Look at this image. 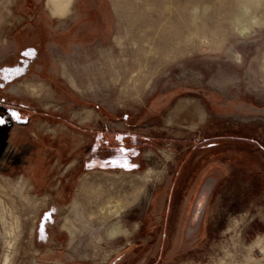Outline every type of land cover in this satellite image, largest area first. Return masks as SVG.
<instances>
[{"label":"rangeland","instance_id":"obj_1","mask_svg":"<svg viewBox=\"0 0 264 264\" xmlns=\"http://www.w3.org/2000/svg\"><path fill=\"white\" fill-rule=\"evenodd\" d=\"M247 3L74 0L66 19L47 18L51 32L75 38L51 42L47 65L75 100L35 75L22 84L40 96L16 84L5 98L42 108L9 137L25 132L55 156L38 184L22 164L0 162V264L5 255L8 264H247L246 249L264 238V0ZM23 4L0 0V65L14 52ZM197 108L207 117L193 130ZM81 111L84 123L73 119ZM150 166L164 172L159 182L143 180ZM52 205L56 225L41 245ZM115 222L127 235L108 236Z\"/></svg>","mask_w":264,"mask_h":264},{"label":"flooded vegetation","instance_id":"obj_2","mask_svg":"<svg viewBox=\"0 0 264 264\" xmlns=\"http://www.w3.org/2000/svg\"><path fill=\"white\" fill-rule=\"evenodd\" d=\"M51 0H24L22 12L25 15V20L17 28L14 36V52L7 62L0 65V117H3L5 123L0 124V162H10L22 164L26 170L31 174L32 180L35 184L41 182V177L45 176L46 164L53 160L55 154L46 152H37L34 139L25 132L13 138L9 137V132L12 129L25 130L31 125L35 119L36 111L42 112L36 106L35 101H7L8 94H15L17 88L12 87L16 84H22L23 81L31 79L36 76L54 89V94L64 95L71 100H75L74 96L69 94L54 77L47 74V65L50 61L49 44L62 43L63 46L75 40L72 33L68 32H51V27L47 23V18L52 17L53 14L60 20L67 18L70 13V7L64 6L62 10L57 11V7ZM49 9H48V8ZM53 13V14H52ZM26 52L33 54L25 55ZM16 69L20 70V74H16ZM7 77V79H5ZM9 88H11L9 90ZM52 108V107H49ZM53 109V108H52ZM15 111L21 120L13 119L9 113ZM46 111V110H45ZM56 112V111H55ZM127 120V119H126ZM20 132V131H19ZM53 132V131H51ZM98 137L94 139L98 142ZM105 144H111L110 138H103ZM113 147V145H112ZM59 150H64L62 146ZM56 149V150H58ZM87 163H98L93 158H89ZM46 213L51 214V218L45 217ZM58 208L55 205L50 206L42 215L37 228L36 241L38 244H47L50 239L49 230L55 228L56 215ZM41 229H43L46 239H41Z\"/></svg>","mask_w":264,"mask_h":264},{"label":"bare ground","instance_id":"obj_3","mask_svg":"<svg viewBox=\"0 0 264 264\" xmlns=\"http://www.w3.org/2000/svg\"><path fill=\"white\" fill-rule=\"evenodd\" d=\"M246 3L247 2H249V3H247V6H248V4L250 5H252V3H254V2H256L257 3V0H244ZM54 3V5L57 7V11L59 12L60 10H62L63 9V7L64 6H68L69 7V5H70V3L72 2V0H51L50 1V4L51 3ZM240 3V2H239ZM248 7H250V6H248ZM237 8V7H236ZM235 13H237V11H235ZM245 13H247V9H246V7L244 6V8H243V10L242 11H240V13L239 14H237L235 17H234V21L233 22H235L237 25H240L241 24V22H242V20H243V16H244V14ZM234 16V15H233ZM232 17V16H231ZM246 21V20H245ZM188 22V21H187ZM190 23V22H189ZM231 23V22H230ZM241 30H246L245 28H240ZM240 34V33H239ZM25 87V86H24ZM37 87V86H36ZM26 88V87H25ZM29 88V87H28ZM30 92H31V94L32 95H34V96H36L35 94H38V93H36L37 92V89H34V90H30ZM52 107V108H54L55 106L54 105H51V104H49V105H47V107ZM181 105H180V103L178 104V105H176L175 106V108H174V110H173V114H172V116L171 117H174V116H176V114L178 113V112H180V110H181ZM194 114L196 115V116H198V121L197 122H195V123H191L192 124V126H191V129H193V130H195V129H197L198 128V126L202 123V122H204V120H205V118L207 117V115H206V113L201 109V108H197V109H195V112H194ZM89 118H90V115L89 114H87V115H84V113H83V111H81V112H77V113H74V115H73V119H77L78 120V122H80V123H84V122H86V121H88L89 120ZM174 119V118H173ZM172 121V118L171 119H169V122H171ZM170 124V123H169ZM190 129V130H191ZM192 131V130H191ZM149 153H151V152H149ZM161 156L165 159V160H169V158H170V155L167 153V152H162L161 153ZM166 162V161H165ZM164 172L163 171H160V170H158V169H156V167L155 166H150L143 174H142V176H143V180L145 181V182H148V183H153V182H159V178H161L162 177V174H163ZM142 178V177H141ZM128 179V178H127ZM118 180V179H117ZM133 180V179H132ZM94 181V180H93ZM137 181V180H136ZM134 182V181H133ZM99 185V184H98ZM151 185V184H150ZM117 186V185H116ZM132 186V185H131ZM83 187V186H82ZM99 187V186H98ZM137 187V186H136ZM80 189H81V187H80ZM88 190V189H87ZM137 190V189H136ZM84 191V190H83ZM86 191V190H85ZM84 191V192H85ZM98 191V190H97ZM95 192H96V189H95ZM99 193V192H98ZM97 193V194H98ZM204 194H202L200 197H199V199H198V201H197V209H196V211H195V214H194V216H193V220H195L196 219V217L198 216V212H199V210L202 208V205H203V201H204ZM93 197V196H92ZM97 198L99 197V196H96ZM96 197H93V198H96ZM90 198V197H89ZM145 198H148L147 197V194L145 195ZM99 199V198H98ZM134 200H135V198H133ZM132 199V200H133ZM100 202V201H99ZM102 202V201H101ZM132 202V201H131ZM93 203V202H92ZM96 203V202H95ZM106 203V202H105ZM108 204H110L109 202H108ZM96 205V204H95ZM105 205V204H104ZM107 205V204H106ZM126 205V204H125ZM124 205V206H125ZM103 210V209H102ZM116 213H117V211H116ZM112 225V224H111ZM107 234H108V236L109 237H114L115 235H117V234H124V235H127L126 234V230H122V229H120V227H119V223L118 222H115V224H113L112 226H110L109 228H108V231H107ZM10 242V241H9ZM6 243V242H5ZM11 243V242H10ZM252 244H250L249 246H248V248L246 249V251H247V253H248V257H247V261H246V263L247 264H263V259H264V238H263V236L262 237H257V239L256 240H254V241H252L251 242ZM7 247V246H6ZM254 251H257V253H258V255L261 257V258H259V257H257V258H255V257H253V253H254ZM1 264H8V255H5V257H4V259H3V261H2V263Z\"/></svg>","mask_w":264,"mask_h":264},{"label":"snow or ice","instance_id":"obj_4","mask_svg":"<svg viewBox=\"0 0 264 264\" xmlns=\"http://www.w3.org/2000/svg\"><path fill=\"white\" fill-rule=\"evenodd\" d=\"M30 54H33L34 55V53H32V52H26L25 53V55H30ZM15 71H16V74L17 75L20 74V70L19 69H16ZM5 79H7V77H5ZM9 115L13 119H15L17 121H20L21 120V117L15 111L10 112ZM3 123H5V121H4L3 117H0V124H3ZM117 139H120V137H117ZM121 152L123 153L124 152V149H121ZM94 166L95 165H88V167H94ZM120 166L121 167H124L126 170H131L132 168H135L136 167V165L129 164L126 161L122 165H120ZM45 217L47 219H50L51 218V214L50 213H46L45 214ZM41 239H46V235L44 234L43 229H41Z\"/></svg>","mask_w":264,"mask_h":264},{"label":"water","instance_id":"obj_5","mask_svg":"<svg viewBox=\"0 0 264 264\" xmlns=\"http://www.w3.org/2000/svg\"><path fill=\"white\" fill-rule=\"evenodd\" d=\"M126 119V118H125ZM209 190H210V188L208 187V188H205L204 190H203V192L201 193V195L202 194H204V201H203V205H202V208L199 210V212H198V216L196 217V219L195 220H193V216H194V214H195V211H196V209H197V201H196V206H195V211H194V214H193V216H192V219H191V222H193V223H196V222H199L200 220H202V216H203V214H204V212H205V206H206V204H205V201H206V194L209 192ZM200 195V196H201ZM199 196V197H200ZM199 199V198H198Z\"/></svg>","mask_w":264,"mask_h":264},{"label":"crops","instance_id":"obj_6","mask_svg":"<svg viewBox=\"0 0 264 264\" xmlns=\"http://www.w3.org/2000/svg\"><path fill=\"white\" fill-rule=\"evenodd\" d=\"M73 2H74V0H73ZM72 2V3H73ZM48 8V7H47ZM49 9V8H48ZM53 14V13H52ZM69 15V14H68ZM53 16L57 19V20H59V21H62V20H60V19H58L54 14H53ZM68 17V16H67ZM20 86H23L24 87V85L23 84H19V87ZM25 87H26V89L29 91V94L31 95V96H34V95H32L31 94V92H30V90L32 89V90H34V89H37V92L36 93H38L39 91V93L38 94H35L36 96H34V97H38V96H40L41 95V88L40 87H36V86H31V85H25ZM29 87V88H28ZM52 105V104H51ZM113 264H115V263H113Z\"/></svg>","mask_w":264,"mask_h":264}]
</instances>
